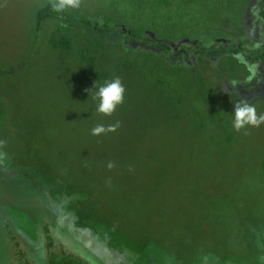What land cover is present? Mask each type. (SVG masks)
<instances>
[{"label":"trees","instance_id":"obj_1","mask_svg":"<svg viewBox=\"0 0 264 264\" xmlns=\"http://www.w3.org/2000/svg\"><path fill=\"white\" fill-rule=\"evenodd\" d=\"M243 1L249 0H100L92 12L81 5L61 14L46 0L32 14L34 56L20 67L0 62V141L9 147L11 160L38 169L50 184L59 179L76 220L95 212L94 199L106 200L112 217L125 211L117 226L101 221L78 227L99 232L107 247L139 254L147 240L131 244L124 231L127 215L134 222L144 216L157 188L172 196L175 188H192L208 178L211 168L217 175L229 161H239L237 143L251 152L252 144L243 142L247 127L232 126L240 101L224 93V86L242 81L247 71L237 56L239 43L226 39L241 38ZM261 7L264 18V0ZM179 44L194 61L186 55L175 59ZM203 55H220L214 63H223L220 82L213 76L209 83L205 63L210 61ZM115 77L125 86L124 103L112 116L98 114L89 91L96 80L99 87ZM117 121L116 132L91 134L97 124ZM258 161V168L248 167V179L235 174L228 202L225 196L221 209L213 207L215 223L227 229V254L232 258L236 241L242 245L246 260L235 264H264V158ZM112 193L119 195L116 201ZM50 264L88 263L63 255Z\"/></svg>","mask_w":264,"mask_h":264},{"label":"rangeland","instance_id":"obj_2","mask_svg":"<svg viewBox=\"0 0 264 264\" xmlns=\"http://www.w3.org/2000/svg\"><path fill=\"white\" fill-rule=\"evenodd\" d=\"M44 2L46 0H0V62L20 67L26 59L34 56L36 46L31 43L32 14ZM99 4L100 0H81L82 9L87 12L99 8ZM253 24L258 25V22L254 21ZM231 37L226 36L230 44ZM250 44L253 46L257 43ZM254 49L259 51L262 46L257 44ZM243 50L252 53L248 49ZM216 65L211 66L217 71L208 80L212 84L214 78L215 82L221 79L223 63ZM254 65L257 69L262 67V64ZM259 100H263V103L264 96ZM254 107L258 115H264V103L258 102ZM245 131L248 135L243 137V142L252 144L251 152L240 149L241 143H237L241 158H237L239 161H229L217 175L213 174L214 169L211 168L208 178L198 179L201 183L192 188L185 185L175 188L172 196H167L168 189L163 196L159 192L161 188H157V193L148 200L144 216L134 222L133 215H127L125 223L128 228L124 231L129 235L131 244L140 238L147 240V246L139 254L135 253L136 256L131 252H135L133 249H123L119 253V250L107 247L101 241L99 232H92V235L91 231L78 227L81 223L91 226L101 221L117 226L125 218V211L112 217L109 215L111 205L106 200L94 199L92 203L95 212L85 216L82 221L76 220L72 200L62 197L60 193L57 183L60 180L53 178L55 181L51 184L43 181L38 169L32 172L28 164L21 165L18 160H11L7 151L9 147L7 149L0 141V264H50L63 255L77 257L84 262L88 260L90 264H235L236 260H246L240 241L235 242L232 258L227 254V229L224 231L221 223H215L213 216V207H222V197L226 196L228 202L230 184L235 174L239 177L243 174L248 179V167L255 165L258 168L261 165L258 160L264 158V125L258 128L247 127ZM20 132L23 135L29 133L23 129ZM146 180L145 183L150 181L147 177ZM218 189L220 200L216 199L220 198ZM117 196L112 193V201ZM99 203L102 204L99 206ZM102 214L108 217L102 219ZM63 216L62 223L60 217ZM186 218L194 220L187 223ZM187 227L189 231L185 229ZM134 249L138 250V246Z\"/></svg>","mask_w":264,"mask_h":264},{"label":"flooded vegetation","instance_id":"obj_3","mask_svg":"<svg viewBox=\"0 0 264 264\" xmlns=\"http://www.w3.org/2000/svg\"><path fill=\"white\" fill-rule=\"evenodd\" d=\"M243 2L244 5H242V7L244 8V12L241 20L243 33L239 35L241 38H238L236 35L235 38H233L234 36L231 35L232 42L230 45H234L237 42L239 43L238 45L241 48V52L238 53L237 56L241 57V59L244 61L243 63L246 64L248 73L247 71H244L245 78L235 85L232 84L229 86H224L226 90L224 93L225 95L230 96L232 100H249L250 102L253 98L257 99L261 96H264V56H260L264 52V18L261 15V0H249L248 2ZM254 21H257L258 25L254 26ZM245 39H248V41H245ZM251 42H256L257 44L262 46V49L259 51H254V47L257 44H254L252 46V44H250ZM182 46V44L178 45L177 48H179L180 54L178 57H175V59H178L179 62L183 61V57H185L186 55L187 57L185 58H190V61H194L195 56H190V53L187 50H182ZM243 49H248L252 53H246ZM220 55L213 59L208 58V55H203L210 61L205 63L206 68L209 71V74L206 76L208 77V79H211L213 70L211 66L214 65L216 59L219 58ZM255 56H258V59L250 60V58L252 59V57L254 58ZM257 63L262 64V67L257 69L254 65ZM260 89H262L261 92H259Z\"/></svg>","mask_w":264,"mask_h":264},{"label":"clouds","instance_id":"obj_4","mask_svg":"<svg viewBox=\"0 0 264 264\" xmlns=\"http://www.w3.org/2000/svg\"><path fill=\"white\" fill-rule=\"evenodd\" d=\"M50 7L57 13H64L67 10H76L81 8V0H49ZM236 84V81H233ZM93 90H95L93 92ZM93 93V99L97 101L96 112L104 116H112L117 107L124 103L125 86L119 77H115L110 81H105L97 87V80L94 82V87L89 93ZM232 126L236 131L245 129L246 127H260L264 125V115H258L256 108L248 101L241 100L234 106L231 114ZM120 127L117 121L115 124H110L107 127L103 124H97L91 131L93 136L106 135L114 133ZM113 165L109 164V168Z\"/></svg>","mask_w":264,"mask_h":264},{"label":"crops","instance_id":"obj_5","mask_svg":"<svg viewBox=\"0 0 264 264\" xmlns=\"http://www.w3.org/2000/svg\"><path fill=\"white\" fill-rule=\"evenodd\" d=\"M61 220L64 219V216L63 217H60ZM62 223H63V220H62ZM104 246V245H103ZM105 250L108 249L106 246H104ZM107 252H110L108 250H106ZM112 253V252H111ZM116 255V254H115ZM119 256V255H118ZM84 260H87L86 258ZM86 262H88L90 264V262L87 260Z\"/></svg>","mask_w":264,"mask_h":264}]
</instances>
